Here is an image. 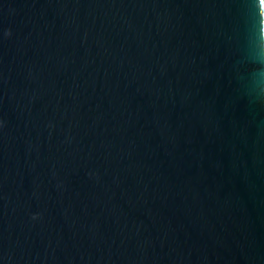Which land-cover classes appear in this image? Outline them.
<instances>
[{
	"label": "water",
	"instance_id": "obj_1",
	"mask_svg": "<svg viewBox=\"0 0 264 264\" xmlns=\"http://www.w3.org/2000/svg\"><path fill=\"white\" fill-rule=\"evenodd\" d=\"M0 264H264V0H0Z\"/></svg>",
	"mask_w": 264,
	"mask_h": 264
}]
</instances>
